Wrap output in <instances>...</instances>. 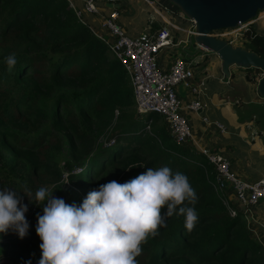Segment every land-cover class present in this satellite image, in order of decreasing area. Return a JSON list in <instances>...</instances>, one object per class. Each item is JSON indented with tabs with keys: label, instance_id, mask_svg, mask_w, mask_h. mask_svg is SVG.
Returning a JSON list of instances; mask_svg holds the SVG:
<instances>
[{
	"label": "trees",
	"instance_id": "obj_1",
	"mask_svg": "<svg viewBox=\"0 0 264 264\" xmlns=\"http://www.w3.org/2000/svg\"><path fill=\"white\" fill-rule=\"evenodd\" d=\"M150 9L157 29L163 21ZM255 21L244 41L264 57V31ZM9 55L17 61L11 70ZM240 68L256 86L261 69ZM139 114L128 72L68 0H0V190L31 193L23 203L32 208L24 238L11 229L0 233L8 259L38 264L41 258L39 188L51 192L64 181L65 202L79 205L100 184L168 166L188 177L198 220L187 230L177 208L142 243L138 264H264V245L247 219L223 203L213 164L176 142L160 114Z\"/></svg>",
	"mask_w": 264,
	"mask_h": 264
},
{
	"label": "clouds",
	"instance_id": "obj_2",
	"mask_svg": "<svg viewBox=\"0 0 264 264\" xmlns=\"http://www.w3.org/2000/svg\"><path fill=\"white\" fill-rule=\"evenodd\" d=\"M5 62L11 70L17 63L15 55L6 57ZM25 195L31 193L0 190V233L11 229L21 239L27 235ZM34 198L43 211L36 214V233L42 241L38 264H138L142 243L155 235L177 208L187 230L198 220L197 197L188 177L173 173L168 166L147 168L124 183L111 180L100 184L79 205L68 204L43 187Z\"/></svg>",
	"mask_w": 264,
	"mask_h": 264
},
{
	"label": "built area",
	"instance_id": "obj_3",
	"mask_svg": "<svg viewBox=\"0 0 264 264\" xmlns=\"http://www.w3.org/2000/svg\"><path fill=\"white\" fill-rule=\"evenodd\" d=\"M68 1L73 6V1ZM104 1L115 3L118 0ZM145 1L161 17L163 22L159 28H145L136 35H129L119 22L118 11L114 8L104 16L102 21V26L107 30V33L95 34L105 42L111 54L120 61L128 72L133 88V103L136 111L138 113L157 112L163 117L172 138L176 142L185 143L193 135L189 120L182 112L183 103L178 93V85L183 84L194 95L190 101L184 103V107L193 111H200L204 104L199 99L198 92L200 85L205 81V77L196 78L195 76L197 73L195 56L185 55V53L177 54L174 55L168 66H163L159 61V53L167 47L188 42L192 40V37L194 40L195 20L187 17L177 5L169 0L167 2L160 0ZM96 2L97 0H84L82 7L75 9V11L78 15H81L82 11L98 12ZM261 11L253 21L264 16V10ZM250 23L240 22L233 27L211 29L209 33L217 38L225 39L233 46H237L236 42L239 39L245 40L243 31ZM180 34H185L186 37L182 39ZM194 43L196 42L194 41ZM196 46L204 51H211L199 43H196ZM202 119L209 122L205 115L202 116ZM212 123L221 130L225 129V126L219 121L215 120ZM146 128L150 129L149 123L146 124ZM201 153L213 164L218 187L222 189L226 181L232 187L234 196L241 205V209L238 210L231 205L226 195L222 196V201L232 216L237 215L239 211L246 215L251 206L261 200L264 201V176L253 181L245 180L232 169L230 160L220 151L203 148ZM76 170L79 171L80 169L76 168ZM17 264L25 263L19 261Z\"/></svg>",
	"mask_w": 264,
	"mask_h": 264
},
{
	"label": "crops",
	"instance_id": "obj_4",
	"mask_svg": "<svg viewBox=\"0 0 264 264\" xmlns=\"http://www.w3.org/2000/svg\"><path fill=\"white\" fill-rule=\"evenodd\" d=\"M72 1L75 9H80L84 2V0ZM96 4L98 12L82 11L81 18L97 34L107 33L102 21L104 16L116 7H118L119 22L127 34L136 35L145 28H151L149 22L153 20V13L150 9L151 5L145 0H118L116 3L97 0ZM180 37L184 39L186 35L182 34ZM190 41L192 40L167 47L166 51L159 53V61L163 66H168L177 54L195 56L197 60L195 76L205 77L198 92V97L204 104L200 111L184 107V103L190 101L194 95L187 87L178 85V93L183 103L182 112L189 120L193 135L185 143L199 152L203 148L220 151L230 160L232 169L245 180L253 181L263 177L264 110L255 111L251 105L264 104V97L258 94L256 86L248 81L240 66L231 65L230 75L225 76L217 54L213 51H204ZM203 115L208 117L209 122L203 121ZM215 120L221 122L225 129L221 130L212 123ZM222 192L228 197L231 205L238 210L241 209L228 183L224 184ZM243 217L247 219L253 237L264 245V201L261 200L251 206Z\"/></svg>",
	"mask_w": 264,
	"mask_h": 264
},
{
	"label": "water",
	"instance_id": "obj_5",
	"mask_svg": "<svg viewBox=\"0 0 264 264\" xmlns=\"http://www.w3.org/2000/svg\"><path fill=\"white\" fill-rule=\"evenodd\" d=\"M169 1L177 5L187 17L195 20L194 41L217 54L225 76L230 75L229 67L233 64L261 69L262 73L256 90L264 97V57L240 45L233 46L225 39L217 38L209 33L211 29L233 27L240 22H252L257 17V12L264 10V0ZM224 183L227 184L226 181Z\"/></svg>",
	"mask_w": 264,
	"mask_h": 264
},
{
	"label": "rangeland",
	"instance_id": "obj_6",
	"mask_svg": "<svg viewBox=\"0 0 264 264\" xmlns=\"http://www.w3.org/2000/svg\"><path fill=\"white\" fill-rule=\"evenodd\" d=\"M163 1H166L167 2V0H163ZM169 3V2H168ZM171 4V3H170ZM262 12V11H261ZM184 24H186V23H184ZM255 25L257 26V28H259V29H262L263 31H264V18H262V19H260V20H258L256 23H255ZM192 39V41L194 42V40H193V37L191 38ZM192 41H190L191 43H192ZM236 44H237V46L238 45H240V46H242V47H245V48H247V46H246V42L242 39H239L238 40V42H236ZM163 51H166V49H162L161 51H160V53L161 52H163ZM133 108H134V114H135V116H138V115H140L137 111H136V109H135V106H134V103H133ZM251 108H253L255 111H263L264 110V104H253V105H251ZM246 113H247V111H245ZM162 118V117H161ZM106 136V135H105ZM105 136H103L99 141H100V143H103L104 142V137ZM63 156H64V154H62L60 157L61 158H63ZM78 170L80 169L81 170V168H77ZM79 170V171H80ZM77 171V170H76ZM63 183H64V181H62V183H61V185H60V187L59 188H52L51 189V192H49V193H52L54 196H56V197H62L65 201L67 200V191L65 190V188L66 187H63ZM69 185V184H68ZM31 211H32V208H30L29 206H28V211L25 213V217H26V219H28L29 217H30V214H31ZM5 241H6V239H4V238H0V256H2L0 259V264H17L18 262H13L12 260H10V259H8V257H7V255H6V247H5Z\"/></svg>",
	"mask_w": 264,
	"mask_h": 264
}]
</instances>
